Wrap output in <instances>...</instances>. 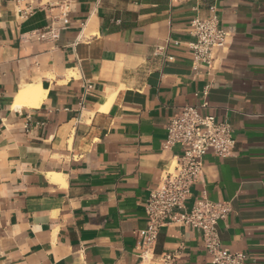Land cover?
Here are the masks:
<instances>
[{"label": "crops", "instance_id": "obj_1", "mask_svg": "<svg viewBox=\"0 0 264 264\" xmlns=\"http://www.w3.org/2000/svg\"><path fill=\"white\" fill-rule=\"evenodd\" d=\"M42 3L21 20L0 0V264H209L189 226L140 245L144 202L183 151L163 149L166 124L185 105L230 124L235 148L203 156L184 210L229 204L221 247L264 264V0ZM211 9L226 44L194 73L190 23ZM28 86L38 105L16 103Z\"/></svg>", "mask_w": 264, "mask_h": 264}, {"label": "built area", "instance_id": "obj_2", "mask_svg": "<svg viewBox=\"0 0 264 264\" xmlns=\"http://www.w3.org/2000/svg\"><path fill=\"white\" fill-rule=\"evenodd\" d=\"M5 1L13 5L21 20H26L45 7L42 0ZM211 12L209 17L195 18L190 23L189 32L194 37V41L189 44L194 73L202 68L210 70L214 52L226 44L227 35L218 28V18L213 9ZM54 35V28L44 33H34L38 40L51 39ZM167 60L171 61L172 57ZM176 145L183 149L182 153L168 164L158 187L149 193L144 202L146 228L140 235L141 248L145 251L151 249L160 228L166 225L189 226L201 231L209 264H245L246 256L242 252L228 251L220 244L217 227L227 217L229 204L203 198L196 200L188 212L184 210L190 187L200 178L203 156L208 151L221 158L233 153L235 140L230 124L217 122L213 116L199 114L195 106H182L168 119L163 149L168 150ZM173 259L170 255H164L161 262L171 264Z\"/></svg>", "mask_w": 264, "mask_h": 264}, {"label": "bare ground", "instance_id": "obj_3", "mask_svg": "<svg viewBox=\"0 0 264 264\" xmlns=\"http://www.w3.org/2000/svg\"><path fill=\"white\" fill-rule=\"evenodd\" d=\"M42 97H43V93L38 87L36 88L34 86H28V87L22 88V90L20 91L16 99V103L20 104L24 101H30L33 103V105H38ZM49 176L52 179L57 180V181L60 179V175L58 174H50Z\"/></svg>", "mask_w": 264, "mask_h": 264}]
</instances>
